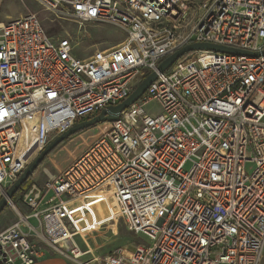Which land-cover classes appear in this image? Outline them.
I'll use <instances>...</instances> for the list:
<instances>
[{
    "label": "built area",
    "instance_id": "built-area-1",
    "mask_svg": "<svg viewBox=\"0 0 264 264\" xmlns=\"http://www.w3.org/2000/svg\"><path fill=\"white\" fill-rule=\"evenodd\" d=\"M35 1L58 19L116 26L125 39L82 59L35 13L0 23V199L54 138L124 102L180 49L264 51V0ZM184 57L66 171L32 184L20 198L30 214L14 207L19 220L0 232V264H35L46 250L74 264H261L264 55ZM152 102L160 114L147 111ZM102 188L150 245L105 257L81 248L71 204Z\"/></svg>",
    "mask_w": 264,
    "mask_h": 264
},
{
    "label": "rangeland",
    "instance_id": "rangeland-1",
    "mask_svg": "<svg viewBox=\"0 0 264 264\" xmlns=\"http://www.w3.org/2000/svg\"><path fill=\"white\" fill-rule=\"evenodd\" d=\"M29 10L38 15L47 35L53 41L70 39L73 55L77 58H89L95 50L115 47L125 39L124 31L113 25L94 22L80 25L75 20L55 18L35 0H3L0 2V19L16 17ZM147 111L150 114L161 113L156 102H152ZM110 126V122H104L65 141L55 153L49 155L36 174L34 183L43 185L48 179L62 174L99 140ZM254 168L253 163L247 165L249 173H252ZM14 207L22 214H28V209L21 200L12 201L0 216V231L19 220ZM71 208L79 219L77 227L86 240L80 243L85 247L89 246L96 256L105 257L125 248L134 252L136 243L140 242L151 244L148 238L138 237L129 231L124 220L119 218V210L109 189H102L98 196L92 194L77 199L71 204Z\"/></svg>",
    "mask_w": 264,
    "mask_h": 264
},
{
    "label": "water",
    "instance_id": "water-1",
    "mask_svg": "<svg viewBox=\"0 0 264 264\" xmlns=\"http://www.w3.org/2000/svg\"><path fill=\"white\" fill-rule=\"evenodd\" d=\"M194 51H215L222 52L237 56H249V57H259L264 55V51L261 53H253L242 50H237L233 48L221 47L213 44L197 43L188 45L179 51L175 52L173 55L166 58L158 67L157 72H152L148 75L140 85L133 91V93L122 103L116 106H109L108 109L101 111L100 114L96 115L92 119L84 120L82 122L76 123L69 130L63 134L54 138L45 149L30 163L22 175L15 181V183L7 190L6 195L0 199V216L5 211V209L12 202L15 194L19 189L28 181V179L34 174L41 163L49 156L60 144L68 140L72 136L83 132L87 129L95 127L104 122H111L119 117V114L128 109L134 103H136L148 90V88L157 80L158 72L161 74L166 73L175 63H177L185 55Z\"/></svg>",
    "mask_w": 264,
    "mask_h": 264
},
{
    "label": "crops",
    "instance_id": "crops-1",
    "mask_svg": "<svg viewBox=\"0 0 264 264\" xmlns=\"http://www.w3.org/2000/svg\"><path fill=\"white\" fill-rule=\"evenodd\" d=\"M3 0H1L0 2H2ZM28 13H32L30 10L28 11V12H25V13H23V14H19L18 16H16V17H9V18H5V19H0V23H5V22H7V21H9L10 19H14V18H18V17H20V16H23V15H25V14H28ZM98 196V195H97ZM28 209V208H27ZM71 210H72V208H71ZM73 212V211H72ZM30 214V211H29V209H28V214H24V215H26V216H28ZM75 215V214H74ZM76 216V215H75ZM76 218H77V216H76ZM119 218H121V217H119ZM34 226H37V223H36V221L35 220H33V219H31V221H30ZM77 222H79V219L77 218ZM5 229H7V227L6 228H4L2 231H4ZM79 229V228H78ZM2 231H0V232H2ZM80 231V230H79ZM41 233V232H40ZM80 235H78L77 236V242H78V244L81 246V248L82 249H84V250H87V249H91L89 246H87V247H85V246H83L80 242H82V241H84V242H86V240H85V237L83 236V234H82V231H80ZM134 234V233H133ZM136 235V234H135ZM136 236H138V237H141V236H143V235H136ZM145 237V236H144ZM32 238V240H34L36 243H38V244H40V239H38V238H35V237H31ZM145 238H147V237H145ZM42 244V243H41ZM40 244V245H41ZM137 244V248L139 247V246H141V245H146V243H142V242H140V243H136ZM87 245V244H86ZM44 248H46V246L44 245ZM136 248V249H137ZM127 250H128V248H126ZM92 250V249H91ZM93 251V250H92ZM129 251V250H128ZM35 264H74L73 262H71L70 260H68V259H65V258H63V257H60L59 255H56V254H54V253H52V252H49V251H47L46 250V255L43 257V258H41L37 263H35ZM261 264H264V254H263V258H262V262H261Z\"/></svg>",
    "mask_w": 264,
    "mask_h": 264
},
{
    "label": "trees",
    "instance_id": "trees-1",
    "mask_svg": "<svg viewBox=\"0 0 264 264\" xmlns=\"http://www.w3.org/2000/svg\"><path fill=\"white\" fill-rule=\"evenodd\" d=\"M186 57H183V58H181L178 62H181V61H183L184 59H185ZM101 112H99V113H97V115L98 114H100ZM93 118V117H92ZM92 118H90V119H92ZM79 134V133H78ZM77 135V134H76ZM76 135H74V136H76ZM74 136H72V137H74ZM71 137V138H72ZM70 139V138H69ZM67 141V140H66ZM65 142V141H64ZM63 142V143H64ZM62 143V144H63ZM62 144H60L51 154H53V153H55L60 147H61V145ZM50 154V155H51ZM48 157L49 156H47L46 158H45V160L41 163V165L38 167V169L34 172V174L28 179V181L19 189V191L15 194V196H14V198H13V202H15V201H18V200H20V198L30 189V187L32 186V184L34 183V179H35V176H36V174L39 172V170L41 169V167L45 164V162H46V160L48 159ZM6 210V209H5ZM4 213V212H3ZM2 213V214H3Z\"/></svg>",
    "mask_w": 264,
    "mask_h": 264
},
{
    "label": "bare ground",
    "instance_id": "bare-ground-1",
    "mask_svg": "<svg viewBox=\"0 0 264 264\" xmlns=\"http://www.w3.org/2000/svg\"><path fill=\"white\" fill-rule=\"evenodd\" d=\"M26 148H27L29 154H32V155H33V153H34V151H35V140H34V138L29 139V140L26 142ZM102 189H103V188H102ZM102 189H98V190H96V191H93V192H91L89 195H92V194L99 195V192H100ZM111 193H112V192H111ZM81 198H83V197H81ZM79 199H80V198H79Z\"/></svg>",
    "mask_w": 264,
    "mask_h": 264
}]
</instances>
